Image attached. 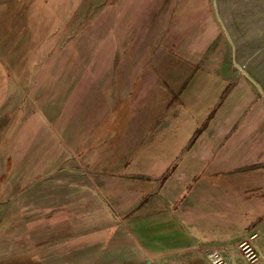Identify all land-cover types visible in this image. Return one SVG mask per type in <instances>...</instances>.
<instances>
[{
	"label": "crops",
	"instance_id": "0c3cea01",
	"mask_svg": "<svg viewBox=\"0 0 264 264\" xmlns=\"http://www.w3.org/2000/svg\"><path fill=\"white\" fill-rule=\"evenodd\" d=\"M223 1L228 7L219 20L222 29L213 13L210 22L218 30L206 49L223 36L222 46L231 47L224 53L227 60L254 54L260 46L256 49L251 39L261 37L256 32V38L248 37L241 27L245 10L256 12V2L235 6L233 0ZM205 6L208 18L207 2ZM179 11L185 12L186 6ZM257 18L262 22L260 14L253 15L254 25ZM207 21L191 32L208 39L207 29L197 31ZM251 23L249 19L244 25ZM194 43L197 40L186 49L196 54ZM161 60L163 68L159 62L153 72L146 65L133 68L134 64L100 73L95 68L94 75L106 79L100 81L91 109L83 104L80 117L62 118L73 129L66 143L54 132L55 125L45 139L37 137L36 127L35 134L29 133L31 122L42 116L36 111V118L33 112L23 121L21 88L11 89L10 68L0 51V198L19 174L12 200L24 206L43 204L44 198L46 205L56 208L44 213L36 209L33 219H26L19 208L6 212L0 206L3 255L14 253L22 264H102L107 254L110 264H212L207 251L218 249L228 264H249L235 248L250 241L260 256L256 264H264V144L248 146L244 133L235 134L240 120L230 125L226 109L231 105L223 106L228 88L216 95L213 84L214 76L225 79L230 95L246 82L264 104V72L228 66L200 71L191 61L190 72H183L171 68L165 55ZM116 75L123 77L118 80ZM74 141L77 148L70 149ZM70 153L92 172L93 182L59 180L44 197L41 185L23 189L35 186L26 183L30 176L42 178L54 164L71 160ZM54 186L69 188L68 195L61 198ZM71 201L79 206L74 217L83 218L82 228L72 224V214L63 207ZM61 244L68 248H59L63 253L53 259Z\"/></svg>",
	"mask_w": 264,
	"mask_h": 264
},
{
	"label": "rangeland",
	"instance_id": "374dc122",
	"mask_svg": "<svg viewBox=\"0 0 264 264\" xmlns=\"http://www.w3.org/2000/svg\"><path fill=\"white\" fill-rule=\"evenodd\" d=\"M233 1L235 6H248L256 2V12L245 10V21L251 19L252 23L245 26L244 21L241 28L246 36L253 35L256 38L257 33L261 39H251L256 49L260 46L257 52L252 49L254 54L237 55L234 58L231 55L232 60H227L224 53L226 49L231 52V47L227 48L225 44L222 46L223 36L216 38L215 43L210 45L212 46L210 50L206 49L207 40L209 43L211 36L218 30V27L216 28L215 24L211 25L210 22L213 13L214 18L218 20L219 29H222L219 20L221 21L222 14L228 7L223 5V0H0V51L10 68V87L14 91H17L18 87L21 88L22 105L25 104L22 108L23 121L36 111L39 117L42 116L36 123L31 122L30 127H34L29 133L35 134L36 127L37 137L45 139L46 134H49L48 131L55 125L54 132L59 137H63L62 139L65 138L68 143L71 138L69 133L73 131L72 125H65L61 120L66 114L80 117L83 104L91 109L92 101L95 99L94 93L99 90L102 80L106 79L104 75H94L95 68L97 73H100L106 69L118 71L125 69L126 64L130 66L134 64L133 68L146 65V68L153 72L159 62L160 68H163L165 61L162 66L161 59L165 55L170 59L171 68L183 72H190L192 67L188 61H191L194 69L199 64L200 71L228 66L263 73L264 0ZM206 2L210 10L208 18ZM184 4L186 11L180 14L179 7L184 8ZM212 9L214 11L211 14ZM259 14L262 16V22L257 18L254 25L253 15L259 17ZM203 19L208 21L200 25L197 31L207 29L208 39L194 34V31L191 32ZM234 32L236 34L237 30L234 29ZM29 38L32 40L29 41ZM195 40H197V43H194L195 50L198 51L196 54L186 49L190 42ZM228 62L231 64L226 65ZM114 77L119 80L123 76ZM180 77H176V80ZM214 77L213 84L217 85L214 90L216 95L223 94L228 88L227 98L223 96V100L225 99L223 106L231 105L226 109V111L229 109L228 122L232 125L235 119L240 120L235 134L244 133V142L248 146L259 142L264 144V104L256 90L246 82V84L241 82L229 95L231 90L229 83L219 76ZM260 78L264 82V76L261 75ZM68 110L74 111V115ZM33 116L36 118V113ZM26 128L29 129V125ZM252 137L255 139L253 140ZM40 139L39 143L44 144L45 142ZM222 142L217 144L220 146ZM70 147L76 149V141ZM70 154L72 156V153ZM84 167L73 155L71 160L54 164L44 174L43 179L36 177L37 174L30 176L26 183L29 185L32 182L35 186H27L23 189H38L41 185L43 189L39 188L40 195L44 197L47 189L59 180L93 182L94 175L87 169L84 170ZM19 176L16 174L15 177L19 178ZM14 181H9L6 196L0 198L4 201V203L0 202L4 211L20 209L28 216L26 219H33L32 211L36 209L43 211L42 213L56 209L50 204L46 205L44 198L43 204L18 205V201L10 198L12 191L16 190ZM67 190L69 188L64 190L59 186L53 187V191L61 195V198L68 195ZM49 198L51 199V196ZM73 203L74 201H71L63 207L72 214L69 215L72 224L82 228L83 218L78 220L74 217L79 211V206ZM57 208L61 209V205H57ZM90 220L85 221L90 222ZM255 237L256 235H253L251 239ZM239 244L235 252L245 260L246 258L238 250ZM59 248L65 250L68 245H59L58 250L54 251L53 259L60 258L58 256L63 253ZM12 251L13 247H10L8 252ZM1 252L3 251H0V264H22L19 258L13 257L14 253L8 256V253L3 255ZM42 252L43 250L39 253ZM215 252L221 253L218 249H209L207 257ZM107 255L102 258V264H110Z\"/></svg>",
	"mask_w": 264,
	"mask_h": 264
},
{
	"label": "built area",
	"instance_id": "2783aa9c",
	"mask_svg": "<svg viewBox=\"0 0 264 264\" xmlns=\"http://www.w3.org/2000/svg\"><path fill=\"white\" fill-rule=\"evenodd\" d=\"M238 250L243 255V257L246 258L245 260L249 264H256L259 261V254L249 241L241 242L238 246ZM209 258L213 264H228L220 252L212 253L211 256L209 255Z\"/></svg>",
	"mask_w": 264,
	"mask_h": 264
}]
</instances>
